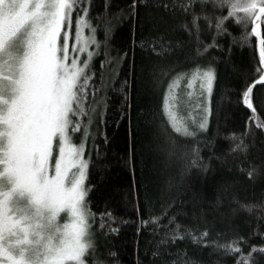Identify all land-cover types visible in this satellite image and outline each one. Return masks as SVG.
<instances>
[{
	"label": "trees",
	"instance_id": "trees-1",
	"mask_svg": "<svg viewBox=\"0 0 264 264\" xmlns=\"http://www.w3.org/2000/svg\"><path fill=\"white\" fill-rule=\"evenodd\" d=\"M256 12L233 16L228 4L200 0L74 5L73 19H87L97 41L82 111L71 117L80 130L70 132L88 164L96 241L86 264H264ZM258 23L264 39V16ZM209 69L214 80L199 111L206 127L176 132L166 111L170 85L178 80L179 90ZM249 87L254 112L244 103Z\"/></svg>",
	"mask_w": 264,
	"mask_h": 264
},
{
	"label": "snow or ice",
	"instance_id": "snow-or-ice-1",
	"mask_svg": "<svg viewBox=\"0 0 264 264\" xmlns=\"http://www.w3.org/2000/svg\"><path fill=\"white\" fill-rule=\"evenodd\" d=\"M79 2L0 0V257L4 264H84L83 257L92 248V213L84 187L88 164L83 145H74L70 135L80 130L71 117L82 111L88 83V65L80 66L75 58L69 63L71 14ZM200 2L228 4L233 16L258 9L260 16H254L258 22L264 16V4L255 2ZM78 25L75 42L85 52L96 41L94 36L84 38L83 30L89 27L85 19ZM260 43L264 62V39ZM192 79H199L210 92L214 72L198 71ZM259 82L264 83V77ZM176 87L178 80L169 88L173 100ZM251 91L249 87L244 94V103L254 112ZM167 114L176 132L192 135L171 107ZM199 126L206 127V121ZM60 213H65L67 223H57Z\"/></svg>",
	"mask_w": 264,
	"mask_h": 264
},
{
	"label": "rangeland",
	"instance_id": "rangeland-1",
	"mask_svg": "<svg viewBox=\"0 0 264 264\" xmlns=\"http://www.w3.org/2000/svg\"><path fill=\"white\" fill-rule=\"evenodd\" d=\"M256 13L257 14L255 16H260V13H259L258 9H257ZM80 19H85V18L81 17V18H79L77 20H74L73 17H72V14H71V30H70V38L68 40V49H69V63H71V59L72 58H75L78 61V64L80 66H83V64H85V63L88 64L90 62L91 58L93 57L94 52H95V48L97 46V41L95 39L96 43L95 44H90L88 49H87V51H85V52L79 51V49L81 47V44H77L75 42V34H76L77 28L79 26L78 25V20H80ZM85 20H86V23H87V25L89 27L84 28L83 35H84V38L87 39L90 36H94V32H93V28H92L93 26H91V23H89L87 19H85ZM257 24H258V21L255 22L254 32L256 33L257 31H259V33H260V35H257V36H258V40H259V49H261L260 41L262 39V35H261L260 26H259V28H257ZM65 31H68L67 22L65 24ZM63 38H64V32L61 33V43H63ZM94 38H95V36H94ZM89 53H91L90 58H89ZM261 60H262V58H261ZM262 64H263V67H264V62H262ZM205 71H208V70L199 71V72L202 73V72H205ZM197 72H198V70L195 71L190 76V78H188V80L186 81V86L184 85V87H182L179 90H178L177 87L175 88V91H174L175 100L172 99V95L173 94L169 92L168 99H167V102H166V111H167V109L169 107H171V110L176 115L177 119L181 120L183 122V125L188 129L189 132H190V130L193 129L192 126L197 127V128L200 127L199 126L200 125L199 124V119H200L199 118V111H201L200 99L202 100V98H203L204 101L206 100L205 103L207 104L208 103V98H209V93H210L208 91L206 85L203 86V87L201 86V81L199 79H197L195 81L192 79L193 75L195 73H197ZM262 77H264V74H263ZM262 77H261V79H262ZM189 84H191L192 86L188 87ZM212 84H213V82H212ZM211 87H212V85H211ZM173 104H174V107H172ZM206 111H207V108H206ZM207 116L208 115L206 113L205 114V118H204L205 120H203L202 123H204L206 121ZM71 141L76 146H80L81 145V144L74 143L72 138H71ZM84 151H85V148L83 146V159L87 162V160L85 158V155H84ZM55 159H56V150H55V147H54L53 160H55ZM84 184H85V181H84ZM67 222H68V220L66 219L65 213H60V215L57 217V223L62 225V224L67 223ZM89 225H90V223H89ZM24 226L27 227L28 225H24ZM89 230H90V234H91L90 235V240H91L92 248H93L94 244H95V241H96V236L93 233V231L91 230V227H90ZM29 239H31V236L29 237ZM92 248H90L89 251ZM86 255H87V253L83 257L84 264H86ZM0 264H4V261H3L2 257H0Z\"/></svg>",
	"mask_w": 264,
	"mask_h": 264
}]
</instances>
